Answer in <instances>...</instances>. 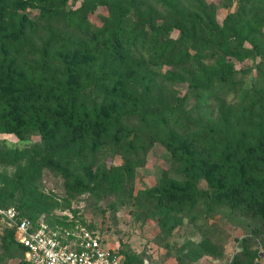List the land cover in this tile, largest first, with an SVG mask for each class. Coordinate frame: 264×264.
Instances as JSON below:
<instances>
[{
  "label": "rangeland",
  "instance_id": "1",
  "mask_svg": "<svg viewBox=\"0 0 264 264\" xmlns=\"http://www.w3.org/2000/svg\"><path fill=\"white\" fill-rule=\"evenodd\" d=\"M87 3L94 9L77 29L47 17L46 4L0 0V107L15 103L31 117L74 106L91 124L115 110L107 92L129 91L167 108L168 129L155 140L150 124L139 119L126 121L119 137L76 125L47 124L22 136L1 131L0 148L18 150L13 160L22 159L0 164V205L22 208L35 221L95 231L106 249L126 251L129 264H246L245 246L254 264H264V192L250 212L245 197L235 195L162 201L147 194L186 185V169L166 147L168 139L196 154L204 191L225 163L254 169L241 144L264 167V0H71L66 10ZM178 23L194 24L197 39H184ZM117 24L126 36L145 35L141 44L121 38V29L113 38L108 28ZM161 26L174 29L157 33ZM52 32L74 47L50 45ZM156 39L157 48H169L164 56L144 46ZM41 52L52 61L51 75L40 76ZM222 64L232 68L230 76L205 78V70ZM13 75L46 88L61 83L80 95L67 104L36 102ZM11 231L0 226V264H27L19 245L4 241Z\"/></svg>",
  "mask_w": 264,
  "mask_h": 264
},
{
  "label": "trees",
  "instance_id": "2",
  "mask_svg": "<svg viewBox=\"0 0 264 264\" xmlns=\"http://www.w3.org/2000/svg\"><path fill=\"white\" fill-rule=\"evenodd\" d=\"M69 1L71 0H35V2L48 5L50 11L47 15H45L52 20L64 22L66 25L77 29L82 28L87 20L86 14L93 11L94 5L87 3L83 6V8L79 10L67 11L66 7ZM110 13H118L120 17L123 16V10L121 9L111 8ZM175 28L181 32L184 39L191 41L197 39V31L194 27V24H192V26L188 28L184 24L178 23L176 24ZM115 29H121V38H124L126 36V31L122 28L121 24H117L115 27L108 28V33L113 38L116 34ZM155 29L157 33H159L160 30H163L166 34H169L170 31L174 28L171 27L169 29L165 26H161L160 28ZM144 36L145 35H141L139 38H137L136 36H131L130 34H128L126 37L127 40L131 41V45L134 46L135 44H141ZM154 42H148L147 40L143 41L145 47L147 46L149 50L155 49L154 51L158 52L162 56H164L169 51L168 47L162 46L157 48V46H155V44L157 45L158 43L157 39ZM28 43L31 50L36 54L38 50L36 49L35 45L32 44L30 38ZM49 44L52 46H61L67 48L74 47V45L70 43V40L66 36L57 35L53 32L50 33ZM41 57L42 60L40 61L38 68V70L40 71V76H46L47 74L51 75L53 73L51 59L48 58L47 54L43 52H41ZM232 72L233 70L230 66H228L227 64H222L219 69L205 70L204 76L207 80H212L215 78L230 76ZM13 79L22 86L24 91L28 92L29 88L32 89V93L34 95V98L36 99V102H41L43 99H49L53 103L55 100H60L62 103L67 104L75 101L80 95L77 90H74L72 87L61 83L57 84L55 88L52 89L46 88L42 82L32 83L30 82V80L22 78V76L13 75ZM107 95L111 99V101H113L116 107L115 110H112L110 113L98 117L97 120H95V122L91 124L83 120L82 115H80L79 113L76 114L74 106H71L67 109L59 108L52 111L46 110L43 111L42 114H40L39 111H33L32 116L27 117V115L19 112L17 104L3 102L0 107V132L7 130L8 132H12L17 136H22L29 132H35L40 127L47 124L53 126L76 125L79 129H91V127L94 126L97 129V132L108 131L111 134H114L115 137H119L122 133L127 132V129H124V124L126 121L139 119L145 125L150 124V126L154 130L153 138L155 140L157 139L159 133L164 132L168 129V126H166L165 118L166 115L170 113V111L167 108L162 109L161 107H157L154 104L145 103L142 96H138L129 91L114 90L107 92ZM115 137L114 142L118 146L119 142ZM196 140L200 141L201 145H204V139L197 138ZM165 145L173 154V156L178 159L179 164L186 169L187 182L184 187L172 191H155L152 189H148L147 194L150 197L162 201H167L173 198L183 199L185 196L189 195L199 196L200 194H212V196L220 195L221 198H225L229 195H235L238 197H245V199L249 202V208H247V212H250L253 207H256V200L263 201L260 191H262V193L264 192V174L263 176H261V173H264V167H261L259 160L247 145L241 144L240 147L244 154H246L250 158L254 169L245 170L240 165H238V162L231 164L225 163L221 168L222 174H219V178L217 180L210 182V186L206 191H204L199 186L201 175L200 168L196 160V154L191 152L188 147H184L183 149L178 150L169 139L167 140ZM14 155L20 156L21 154L18 150L11 151L8 148H0V164L6 165L10 163H16L19 159H22L19 158L18 160H13ZM24 157L25 156H23V159ZM30 173L33 175V177H35L34 168L30 170ZM254 173H256L257 175L260 174L259 180L253 179L255 176ZM0 207L4 209L10 208L3 207V205H0ZM17 210L22 216L35 221L34 219L27 216L22 208H17ZM262 217L264 219V215H262ZM50 225L52 227H61L72 230L71 225H68L62 221H59L56 225ZM15 233L16 231L12 229L10 234L14 238L11 236H7L5 237L4 241L7 244H13L15 241L19 245L22 255L25 257L26 249L17 241V239L15 238ZM97 234L100 236L99 233ZM115 254L117 256L118 254H123V257L121 258L122 264H129L133 260V258L129 256L126 251H123L122 254L120 252ZM244 258L248 260V263L246 264H254L255 258L246 246L244 247ZM26 263L29 264L28 262ZM237 264L242 263L237 262Z\"/></svg>",
  "mask_w": 264,
  "mask_h": 264
},
{
  "label": "built area",
  "instance_id": "3",
  "mask_svg": "<svg viewBox=\"0 0 264 264\" xmlns=\"http://www.w3.org/2000/svg\"><path fill=\"white\" fill-rule=\"evenodd\" d=\"M1 225L16 231L29 264H122L119 256L105 248L103 239L87 229L52 227L46 221L22 216L16 208L0 207ZM261 261L264 263V254Z\"/></svg>",
  "mask_w": 264,
  "mask_h": 264
}]
</instances>
